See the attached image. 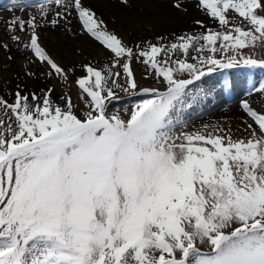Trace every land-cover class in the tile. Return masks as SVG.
Here are the masks:
<instances>
[{"label":"snow or ice","instance_id":"snow-or-ice-1","mask_svg":"<svg viewBox=\"0 0 264 264\" xmlns=\"http://www.w3.org/2000/svg\"><path fill=\"white\" fill-rule=\"evenodd\" d=\"M12 5L39 15L6 21L8 40L47 69L44 79L74 83L82 107L69 92L57 103L55 86L17 84L11 103L0 96V264H264V107L240 104L248 135L237 139L218 125L184 131L180 119L195 81L241 64L264 69L245 55L264 47V0H199L221 30L197 20L200 34L132 47L83 0ZM74 13L111 55L73 80L75 68L46 51L41 31ZM0 50L11 46L0 41ZM134 61L160 87H141ZM119 92L142 97L127 119L108 114Z\"/></svg>","mask_w":264,"mask_h":264},{"label":"rangeland","instance_id":"rangeland-1","mask_svg":"<svg viewBox=\"0 0 264 264\" xmlns=\"http://www.w3.org/2000/svg\"><path fill=\"white\" fill-rule=\"evenodd\" d=\"M47 1L48 0H37L33 4H30L27 0V2L33 6L37 5V4H41V3L48 4ZM160 1L165 2L166 0H160ZM169 1L171 2L170 8H172L173 11L180 10V12L186 13L189 10V6H188L189 4L187 2L184 4V2L186 0H169ZM83 2H84V0H83ZM118 2H119L118 5L121 7V9H123L121 12H126L125 7L121 3V0H118ZM177 2H179L181 4L180 9H177L173 6ZM181 2H183V3H181ZM195 3H197V5H198L199 0H195ZM185 7H187V8H185ZM28 10H30V12H29L30 14H34L31 12V10H34L37 13H39L38 9L33 8V7L28 8ZM28 10L26 9L25 11L21 12L20 15H22V14L25 15V13ZM198 10L203 11L207 16V19L210 18L207 15L205 10H203L201 8H198ZM12 11H19V10H13V5H5V6L0 5V12H6L7 14H9V16H11L9 12H12ZM92 11H94L96 13V16L104 22V24L107 26V30L109 32L116 34L129 47H132L136 44L146 45L147 42L169 43L171 41H174L177 36H180L177 33H175L172 36V34L167 35L163 32V33L159 34V36L155 35L154 37H150L149 39H147V38H143V39L131 38L132 32L122 33L118 28H116V26H115V23H116L115 20L116 19H114L112 17L104 18L103 16H99V14L97 15V11H95V10H92ZM35 15H37V14H35ZM232 18H234V17L230 16V19H232ZM72 19L75 21L74 26L72 25V21H71L72 27L61 25L60 27L52 28L49 25L48 27L44 28L43 30L52 29L54 31L55 29H57L56 33H59V35H67L71 41L75 40L76 35L81 36L82 38H86V39L89 38L95 42V43L94 42L90 43V41H89L91 46L95 47L96 49H99L100 46L103 47L102 45L99 44L98 41H95L91 36H89L86 33V31H84L83 26L79 22L78 17L76 16L75 13L72 16ZM198 19H199V21H202L207 28H211L213 30H221L219 28L218 22H214V20L212 18H210L211 20H207L206 18H204V19L196 18L194 21H197ZM132 22L134 23L136 28L143 29V27L145 28V26H148V24L144 25L143 21H141V20L138 21V20L134 19ZM194 24H195V22H194ZM0 26L2 28H5L6 25H5V23H2L0 21ZM196 26L199 28L200 32L199 33L190 32L189 34H200L202 31H204L198 25H196ZM68 29H71V31H69ZM146 30L151 31L152 26H148V28H146ZM160 37H163L164 40L159 41ZM7 39H8V37H7ZM42 44H43V42H42ZM12 46L14 47L13 44H12ZM43 46L45 47L46 51H48L57 62H58L57 59H60V58L63 59V56L57 50H55V48H53L51 46L47 47L44 44H43ZM16 50H18V49L15 47V51ZM19 51H21V50H19ZM2 52H4V51H2ZM74 52L77 55H79L81 52V49H78L77 47H75ZM4 53H5L4 54L5 62L8 61L10 63H13L16 60V53L15 52L13 53L10 51V52H4ZM107 53L110 54L108 51H107ZM9 55L13 57L12 60L7 59V56H9ZM245 55L250 57V58L257 59V60L264 59V47L257 46L256 48L245 50ZM24 58H25L26 63L23 64L22 67H20L19 74L20 73L21 74L20 75L16 74V77L18 76L17 77V78H19L18 83L21 86L26 85L25 92L31 90V91H36L39 93L41 89H46L47 87H53V86H55V88H56V85H58L62 88L63 93L69 92V94L72 96L73 102L75 104L81 103V101L79 100V89L75 86L74 83L72 84V87L70 89L68 88V86L64 85L62 82H58L57 80H46L45 79V81H47V84L42 86L41 89L31 88L27 84H25L23 82V81H25V77L23 75L24 72H26L28 70L37 72L38 75L44 79L42 73L47 71V69H45L43 67L38 68L35 64H30L28 59L26 58V56H24ZM99 63L100 62H98V61L91 60V61L83 62L82 65L91 64L98 69H103L104 66L99 64ZM59 64H61V66L64 68H69L67 65H63V63H59ZM82 65L79 64V65L74 66L75 67V73L73 76V80L76 77H80V76L84 75V73L82 71ZM31 66H34V67L31 68ZM132 67H133V70L135 73L136 80L138 81V83L141 87H160L158 80H154L152 78L144 79V73H145V66L144 65L136 63L134 61ZM5 68H6V66L1 64L0 70L1 71L5 70ZM36 68H38V69H36ZM76 71H79V72L76 73ZM228 73L230 74L231 79L234 80L236 86L238 85L237 81L241 80V82L245 88L244 90H242L244 92L241 91L240 94H238L237 92H234L229 98H225V99L218 98L217 96H215L211 93V97L207 98L202 103H198L199 101L195 102V99L197 98L198 95L204 96V94H206L208 92L207 87L209 85L212 86V85H216V84L219 85L220 84V87L222 89L221 81L223 80L224 76ZM251 81H253V82H251ZM262 84H264V69L248 68V67L243 66V64H241L239 67H234L232 69H226V70H219L218 69L216 72L206 75L200 81H195L192 85L189 86V89L187 90V96L185 97L184 103L181 106L182 111L180 113V119L185 123V126L183 127L182 130H184V131H197V130H203L205 127H207L208 130L211 131L213 126L218 125V126L224 128L225 130L230 129L231 133L233 134V139L246 137L248 135V133L243 131L244 126L242 123V121L245 119V116L241 110H240L241 115L236 119H232L228 115H226L224 112L221 113L219 111L221 109L226 108L227 106H230V105H235L236 107H239L240 106L239 101H241V96L245 93H251V92L256 93L259 97V101L252 107H254V108L264 107V94H262L258 91V89H260ZM15 90H16V86L8 88V89L5 88L3 91H1V89H0V96H2L6 100H8L9 103H11L14 99V96L12 94L14 93ZM222 91H223V89H222ZM222 91L220 93H222ZM54 93H55V91L52 94L53 99H54V97H53ZM63 93H61V94H63ZM118 95H119L120 99L118 101L113 102V104H111L109 106L108 114L111 115L113 113H117L121 116L122 119H127L128 115L131 112L134 105L137 103H140L142 100V97L141 96H128L123 92H119ZM59 97H60V95H59ZM59 97H58L57 103L62 104L63 102L59 100ZM80 107H82V106H80ZM194 110H196L198 112H203L205 110L206 112H203L199 115H195L192 118H190L189 120L184 121L183 119L185 118V116L190 114ZM78 114H80V113L78 112ZM0 119H3V120H5V122H7V116L4 114L3 111H0ZM180 131H181V128L178 125L176 128L177 134H179Z\"/></svg>","mask_w":264,"mask_h":264},{"label":"bare ground","instance_id":"bare-ground-1","mask_svg":"<svg viewBox=\"0 0 264 264\" xmlns=\"http://www.w3.org/2000/svg\"><path fill=\"white\" fill-rule=\"evenodd\" d=\"M186 2L189 4V10L186 13H182L180 12V10L173 11V9L170 8L171 2L169 0H166L165 2H162L160 0H128L127 4L121 2L125 7L126 11L121 12L123 9H121V7L118 5V0H84V4L86 5V7L97 11V15L99 14V16H103L104 18L112 17L116 19L115 26L122 33L132 32V34L130 33L132 35L131 38L139 39H149L150 37H154L155 35L159 36V34L163 32L167 35L172 34V36L175 33H177L178 35H182L185 33L189 34L190 32L199 33L200 30L196 26V24H194V20L196 18L207 19V16L203 11L198 10L199 7H197V3H195V0H186L184 4ZM0 5H12V0H1ZM49 7L52 6L49 5ZM29 12L30 10H28L25 15L22 14L21 16L27 17L30 14ZM31 12L39 15V13L34 10H31ZM9 13L11 16H9V14H7L6 12H0V21L2 23H5L6 21L10 20L15 15H20L21 11H12ZM53 18H55L54 9ZM134 19L138 21H143L144 25L148 24V26H152V30L147 31L146 28H148V26H145V28L143 27V29L136 28L134 23L132 22ZM207 20L211 19L209 18ZM71 21L72 25L74 26L75 21L72 18ZM62 25L72 27L71 23L67 25H64L62 23ZM4 31L5 28H2L0 26V41L9 43V45L11 46V52L16 53V60L13 63H10L8 61L5 62V53L0 50V66L1 64L6 66L5 70H0L1 91H3L5 88L8 89L16 86V84H19V78H17L18 76L16 77V74H21H19L20 67H22V65L26 63L24 58V56H26L25 53L19 50L15 51V46H12V43L10 42V40L7 39L6 35L4 34ZM56 31L57 29H55L54 31L52 29L41 31V41L45 46H51L55 48V50H57L63 56V59H57L59 63H63V65H67L68 67H74L79 64L82 65V63L85 61L93 60L100 62L99 64L103 65L104 67L106 65H109V58L111 54H108L107 50H105L101 46L99 49H96L95 47L91 46L90 43L94 42L91 39L88 38V40L86 38H82L81 36L76 35L75 40L71 41L67 35H59V33H56ZM75 47L81 49L79 55L74 52ZM33 67L34 66H31V68ZM78 72L79 71H76V73ZM23 82L29 87L35 89H41L42 86L47 84V81H45V79L41 78L40 76L38 79L25 78V81ZM224 82L225 79L223 78V80L221 81L222 87L224 86ZM229 82V88L232 91L231 94H233L234 92L240 94V92L245 89L241 80L237 81V86L235 85L234 80H232L231 78L229 79ZM207 91L208 92L204 94V96L198 95L195 99V102L199 101L198 103H202L207 98L211 97V93L217 96L218 98L225 99V94L223 93L220 84L212 86L209 85L207 87ZM221 91L222 93H220ZM61 93H63L62 88L56 85L55 93L53 95L56 101H58L59 95H62ZM244 101H248L252 106H254L259 101V97L256 93H245L241 96V101H239V105ZM77 105L82 106L81 103ZM203 112L206 111L204 110ZM203 112H198L194 110L190 114L186 115L183 120L187 121L193 116L199 115ZM219 112H224L232 119H236L241 115L240 108L236 107L235 105L227 106L226 108L221 109Z\"/></svg>","mask_w":264,"mask_h":264}]
</instances>
